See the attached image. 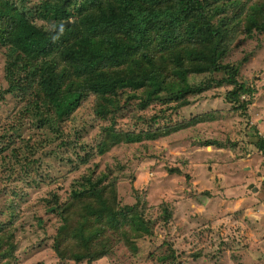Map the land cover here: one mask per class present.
<instances>
[{
    "label": "rangeland",
    "instance_id": "obj_1",
    "mask_svg": "<svg viewBox=\"0 0 264 264\" xmlns=\"http://www.w3.org/2000/svg\"><path fill=\"white\" fill-rule=\"evenodd\" d=\"M205 1L201 3L207 5ZM15 3L36 26L57 29L38 19L35 0L23 8ZM219 18L208 19L218 24ZM245 21L243 15L233 29L223 27L225 50L219 63L229 69L188 74L191 86L207 87L188 95L185 105L152 100L141 109L144 89L125 88L117 95V110L102 114L108 97L88 93L74 111L54 122V113L44 122L45 112L35 107L37 81L21 75L25 91H6L7 55L15 49L1 45L0 226L6 235L13 233L14 252L0 256V264H264V153L258 148L264 139V31L247 35ZM189 45L191 41L185 48ZM183 46L167 55L147 52L156 55L161 78L176 77L175 56ZM132 52L130 60L143 59L140 48ZM202 56L194 55L199 64ZM54 59L34 58L33 69ZM232 79L251 89L235 104L228 98ZM244 103L248 107L242 113ZM171 125L176 131H162L172 130ZM107 127L158 132L155 139L119 142L99 152ZM91 184L104 190L114 209L132 206L149 229L137 234L120 218L124 228L117 233L108 220L98 236V245L109 248L106 255L90 263L59 259L53 243L62 220L49 211V202L55 196L62 204Z\"/></svg>",
    "mask_w": 264,
    "mask_h": 264
},
{
    "label": "trees",
    "instance_id": "obj_2",
    "mask_svg": "<svg viewBox=\"0 0 264 264\" xmlns=\"http://www.w3.org/2000/svg\"><path fill=\"white\" fill-rule=\"evenodd\" d=\"M15 1L0 0V46L15 49L13 54L7 55L5 72L10 82L6 91L16 94L25 91L21 89V75L24 80L37 81L39 90L33 92L35 107L38 112H45L41 115L44 122L50 119L49 112L56 117L51 118V122L63 119L88 93L108 97L102 114L117 110L120 108L117 95L125 88L144 89L146 96L140 97L141 109L152 100L185 105L188 95L207 87L191 86L189 73L229 69L219 63L225 50L224 26L233 29L244 15L247 35L253 30L264 31V0H206L207 5L201 0H81L79 3L76 0H35L40 5L38 19L57 25L53 31L43 30L27 19ZM18 1L23 8L31 0ZM247 9H250L249 14ZM214 16L220 17V23L213 24L211 18L208 19ZM68 20V24L58 27ZM188 41L192 45L185 48ZM181 46L182 53L175 56L176 77L161 78L153 61L156 55L147 54L157 50L167 55ZM139 48L143 59L130 60L134 56L132 51ZM199 52L203 53L201 64L194 57ZM49 55L56 59L33 69L32 59ZM235 71L236 68H232L231 74ZM230 82L234 88L228 98L233 104L242 94L251 92L244 83L238 84L233 79ZM247 107L245 103L239 106L242 113ZM170 127L173 129L162 131L171 133L177 129L175 125ZM155 131H116L107 127L104 145L98 150L103 152L119 142L155 139L158 128ZM258 148L264 153V139L258 140ZM87 156L81 158L83 163L87 162ZM103 192L102 188L91 184V189L74 194L62 204L55 196L50 200L49 211L59 213L62 220L53 243L59 259H87L90 263L106 255L109 248L105 244L98 245V236L103 233V224L108 220L112 221V230L117 233H123V222L127 228L133 225L137 234L148 231L142 215L132 206L116 210ZM91 199L96 203L86 202ZM10 234L13 233L6 235L4 225L0 226V248L6 245L0 250L1 258L14 252ZM122 240L131 247L126 236H122Z\"/></svg>",
    "mask_w": 264,
    "mask_h": 264
},
{
    "label": "water",
    "instance_id": "obj_3",
    "mask_svg": "<svg viewBox=\"0 0 264 264\" xmlns=\"http://www.w3.org/2000/svg\"><path fill=\"white\" fill-rule=\"evenodd\" d=\"M68 23H69V21L63 22V23L59 24L58 27H61V26L66 25Z\"/></svg>",
    "mask_w": 264,
    "mask_h": 264
},
{
    "label": "crops",
    "instance_id": "obj_4",
    "mask_svg": "<svg viewBox=\"0 0 264 264\" xmlns=\"http://www.w3.org/2000/svg\"><path fill=\"white\" fill-rule=\"evenodd\" d=\"M263 217H264V215H263Z\"/></svg>",
    "mask_w": 264,
    "mask_h": 264
}]
</instances>
